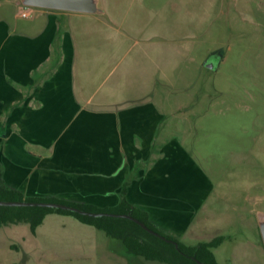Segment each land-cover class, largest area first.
Wrapping results in <instances>:
<instances>
[{
  "label": "crops",
  "instance_id": "crops-1",
  "mask_svg": "<svg viewBox=\"0 0 264 264\" xmlns=\"http://www.w3.org/2000/svg\"><path fill=\"white\" fill-rule=\"evenodd\" d=\"M23 1L0 17V155L19 169L16 184L1 162L5 184L100 209L117 207L125 189L159 232L186 246L216 238L205 228L230 201L192 134L206 106L167 97L192 59L182 38L199 0H92L87 13L29 6V18ZM23 225L0 227V237L18 233L7 248L25 255L34 242L35 264H165L71 216L49 214L34 233L27 225L30 235Z\"/></svg>",
  "mask_w": 264,
  "mask_h": 264
},
{
  "label": "rangeland",
  "instance_id": "rangeland-1",
  "mask_svg": "<svg viewBox=\"0 0 264 264\" xmlns=\"http://www.w3.org/2000/svg\"><path fill=\"white\" fill-rule=\"evenodd\" d=\"M164 1L156 0L155 6L162 7ZM16 2L0 0V17L15 12ZM198 6L195 11L192 5L182 38L191 48L192 59L184 64L176 90L167 97L206 106L200 122L191 118L192 134L200 162L215 183L225 185L230 201L216 207L221 218L205 228L206 237L224 240L213 251L217 262L264 264L260 234L264 225V0H199ZM213 54L224 59H211L217 66L210 70L203 63ZM1 162L11 169L8 178L17 184V157L0 155ZM22 232L30 235L27 225ZM19 239L18 233L0 237V264H35L34 242L30 241L32 252L27 255L15 243L10 245L12 250L7 248L9 241Z\"/></svg>",
  "mask_w": 264,
  "mask_h": 264
},
{
  "label": "trees",
  "instance_id": "trees-1",
  "mask_svg": "<svg viewBox=\"0 0 264 264\" xmlns=\"http://www.w3.org/2000/svg\"><path fill=\"white\" fill-rule=\"evenodd\" d=\"M3 172L0 166V201L11 202H52L71 206L89 213H104L117 215H130L141 222L149 230L165 238V240L145 231L134 221L121 217H89L61 209L42 207H1L0 227L8 225L27 224L31 233L42 224L49 214L71 216L80 223L92 226L102 231L111 239L120 241L128 254L143 257L146 260L158 261L165 264H219L212 252L222 242V237H216L210 242L199 243L195 246H186L173 237L159 232L148 220L147 214L131 205L125 198V189L122 191V200L117 207L97 208L89 204L73 203L56 198L25 197L24 194L14 188L8 187L3 180ZM170 241V242H168ZM177 244V248L175 245Z\"/></svg>",
  "mask_w": 264,
  "mask_h": 264
},
{
  "label": "water",
  "instance_id": "water-1",
  "mask_svg": "<svg viewBox=\"0 0 264 264\" xmlns=\"http://www.w3.org/2000/svg\"><path fill=\"white\" fill-rule=\"evenodd\" d=\"M23 4L25 6L35 7V8H43V9H51V10H58V11H66V12H80V13H87L95 11L96 7L92 0H24ZM217 58L219 60V55L213 54L209 58H207L203 66L207 69L213 70L216 68V63H213L211 59ZM1 207H42V208H50V209H61L65 211L74 212L80 215L89 216V217H102V216H110V217H121L125 219H129L134 221L140 227H142L145 231L151 233L159 237L162 240H165L164 237L154 233L153 231L149 230L146 226H144L138 220L132 218L130 215H117V214H104V213H89L82 211L80 209L66 206L58 203L52 202H39V203H31L26 201L21 202H11V201H0ZM260 234L264 246V225L260 226ZM170 242V241H168ZM175 248H177V244H174Z\"/></svg>",
  "mask_w": 264,
  "mask_h": 264
},
{
  "label": "built area",
  "instance_id": "built-area-1",
  "mask_svg": "<svg viewBox=\"0 0 264 264\" xmlns=\"http://www.w3.org/2000/svg\"><path fill=\"white\" fill-rule=\"evenodd\" d=\"M31 15V8L28 6L24 7V10L21 12V17L22 18H29Z\"/></svg>",
  "mask_w": 264,
  "mask_h": 264
}]
</instances>
